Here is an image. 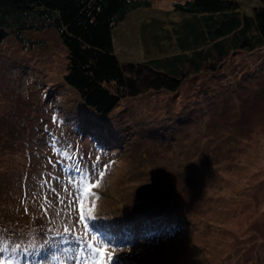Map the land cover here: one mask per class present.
<instances>
[{
    "label": "rangeland",
    "instance_id": "rangeland-1",
    "mask_svg": "<svg viewBox=\"0 0 264 264\" xmlns=\"http://www.w3.org/2000/svg\"><path fill=\"white\" fill-rule=\"evenodd\" d=\"M149 1L113 29L122 64L179 53L190 15L173 4L186 0ZM232 1L248 16L260 6ZM210 56L177 70V90L143 86L100 117L64 84L67 52L53 31L9 35L0 264H94L105 247L106 264H264V47ZM139 70L144 85L151 74ZM149 183L166 191L156 204L139 193Z\"/></svg>",
    "mask_w": 264,
    "mask_h": 264
},
{
    "label": "trees",
    "instance_id": "trees-1",
    "mask_svg": "<svg viewBox=\"0 0 264 264\" xmlns=\"http://www.w3.org/2000/svg\"><path fill=\"white\" fill-rule=\"evenodd\" d=\"M149 7V0H0V44L9 35L24 41L28 32L53 31L67 52L64 84L100 117L143 86L177 90V70L184 63L198 70L211 54L220 58L228 50L264 47V0L252 16L240 13L232 0H186L173 4L176 12L190 15L177 36L179 53L122 64L113 29L134 10ZM143 67L151 74L144 85Z\"/></svg>",
    "mask_w": 264,
    "mask_h": 264
},
{
    "label": "snow or ice",
    "instance_id": "snow-or-ice-1",
    "mask_svg": "<svg viewBox=\"0 0 264 264\" xmlns=\"http://www.w3.org/2000/svg\"><path fill=\"white\" fill-rule=\"evenodd\" d=\"M53 151H55V149H53ZM101 175H103V173H101ZM94 186L95 185H92V184L87 185L84 189L83 195L87 196L89 194L91 188ZM53 191H55V189H53ZM79 211H80L79 220L81 222H84L85 221V212H84V200L82 198L79 201ZM84 226H85V228H87L86 223ZM65 232H68L67 228H65ZM94 251L99 254V259L95 260L94 264H106L105 257L107 256V260H111V258H112L111 253L107 252L106 247L105 248H95Z\"/></svg>",
    "mask_w": 264,
    "mask_h": 264
},
{
    "label": "water",
    "instance_id": "water-1",
    "mask_svg": "<svg viewBox=\"0 0 264 264\" xmlns=\"http://www.w3.org/2000/svg\"><path fill=\"white\" fill-rule=\"evenodd\" d=\"M153 190L158 192V195L160 198L157 199V197H155L151 194V191H153ZM139 193H140V195H145L146 200L149 201V203H151V204H156L157 201H159V199L163 198L166 195L165 189L162 186L157 185L155 183L146 184L145 186H143L141 188Z\"/></svg>",
    "mask_w": 264,
    "mask_h": 264
}]
</instances>
